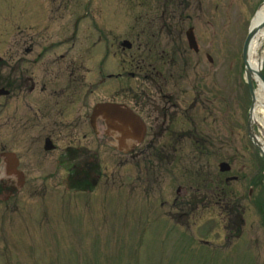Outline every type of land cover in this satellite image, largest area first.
Segmentation results:
<instances>
[{"label":"rangeland","instance_id":"obj_1","mask_svg":"<svg viewBox=\"0 0 264 264\" xmlns=\"http://www.w3.org/2000/svg\"><path fill=\"white\" fill-rule=\"evenodd\" d=\"M44 1L0 0V37L12 30L14 21L29 16L32 8L45 5ZM99 1L98 15L127 16L134 21L136 15L158 14V10L162 14L166 9L165 15L175 11L188 17L186 26L196 21L200 51L193 55L198 60L193 59L185 70V61L172 60L168 65L170 70L183 72L178 89L181 98L203 97L208 123L199 127V114L196 122L207 135L196 136L195 146H201L185 157L191 161L190 169L177 165L188 138L177 136L174 141L181 145L177 156L161 155L159 169L137 160L120 164L113 146L92 143L99 146L101 166L96 186L85 191L72 183L70 166L58 164L70 141L62 122L38 118L35 159L41 162L36 171L44 173L47 165L51 178L46 182L35 178L0 203V264H264V176L260 181L261 156L247 133L252 98L242 58L252 18L264 0ZM10 38L11 33L3 40L5 46ZM258 56H264V45ZM115 60L118 70L127 65L119 54ZM262 66L264 72V60ZM123 87L121 80L107 82L85 98L120 95ZM13 122L6 118L5 127L12 128ZM27 127L22 124L20 129ZM52 131L59 134L55 135L57 149L39 154L38 143ZM25 137L19 136L18 148L23 152L27 151ZM164 142L168 143L166 138ZM153 154L152 159H157ZM221 160L232 165L229 176H238L225 189L218 173ZM253 179L257 182L250 188ZM178 185L187 187L185 195L177 194ZM193 196L197 204L188 209Z\"/></svg>","mask_w":264,"mask_h":264},{"label":"flooded vegetation","instance_id":"obj_2","mask_svg":"<svg viewBox=\"0 0 264 264\" xmlns=\"http://www.w3.org/2000/svg\"><path fill=\"white\" fill-rule=\"evenodd\" d=\"M90 3V0L44 1L41 8H32L29 16L14 22L12 63L0 50V203L17 194L21 185L32 183L35 178L47 180L50 175L47 169L40 175L36 171L33 126L38 118L62 122L70 138L63 149L66 162L79 168L100 167V149L92 143L100 145L101 137L119 152L120 164L130 165L137 160L145 167H158L161 155L168 159L176 156L181 146L174 141L177 136L188 138L184 147H193L190 137L206 134L196 122L199 114V127L208 123L204 119L207 106L203 97L181 98L178 89L183 72L179 68L170 70V63H166L181 59L185 61L184 70L190 66L191 58L183 57L186 49L180 47L185 18L146 15L132 21L127 16H96L100 1H94L92 6ZM121 23L128 25L119 26ZM97 35H102V42L94 41ZM92 39L96 47L87 45ZM126 39L131 40V47L119 43ZM117 54L141 56L142 64L133 71L132 58L130 67L117 71ZM118 80L124 81L121 94L117 93L120 95L86 100L85 96L101 83ZM11 98L12 107L8 111L6 105ZM100 101L119 103L137 113L145 126L142 140L134 135L127 119L118 115L110 119L93 117L94 105ZM6 118L14 120L12 128L5 127ZM22 124L29 127L20 129ZM21 135L27 136L24 139L27 151L18 156L19 164L13 165L11 161L8 167L5 152L19 151L14 146L20 143ZM48 135L54 138L59 134L52 131L45 136ZM165 138L168 143H161ZM86 139L88 142L80 141ZM153 153L157 159H152ZM196 204L190 202L188 209Z\"/></svg>","mask_w":264,"mask_h":264},{"label":"bare ground","instance_id":"obj_3","mask_svg":"<svg viewBox=\"0 0 264 264\" xmlns=\"http://www.w3.org/2000/svg\"><path fill=\"white\" fill-rule=\"evenodd\" d=\"M263 19L264 4L260 6L253 19V25L257 27V30L250 41L248 50V66L251 68L254 75H256L255 70L261 66V57L258 56V52L264 45V26H258V22ZM251 119L254 122V126H257L260 129L261 135H264V89L260 83L255 90V100L253 103ZM261 135L257 134V137L262 143V148L264 150V137Z\"/></svg>","mask_w":264,"mask_h":264},{"label":"water","instance_id":"obj_4","mask_svg":"<svg viewBox=\"0 0 264 264\" xmlns=\"http://www.w3.org/2000/svg\"><path fill=\"white\" fill-rule=\"evenodd\" d=\"M259 26H264V20L259 22ZM256 30H257V27L251 26L249 34H248V36L246 38V41H245L244 49H243V57H244V62H245V66H246V77H247L248 85H249L250 92H251L253 100H255V92H254V88H253V80H261L263 85H264V76H263L262 72L260 71V69L256 71L257 77L255 78L251 68L248 66V61H247L249 44H250V41H251L252 37L256 33ZM188 40L190 41V45L191 46H194V47L197 48V45L195 44V41H194L195 40L194 36L192 35L191 32L188 33ZM103 111L110 112V113H116V114L120 113V114H123V115L126 114L125 110H121L118 107L114 106L113 104H109V103L99 104L96 107V109H95V112L97 114H99L100 112H103ZM127 116L129 118L133 119V120L138 121L134 117V115H132L130 112L127 113ZM248 130H249V135L253 139L256 147L264 154V150L262 148V143L259 141V139L256 137V135L252 131V127L250 125V122H249V125H248ZM220 166H221L222 170H227V169L230 168V166L227 163H225V162L221 163Z\"/></svg>","mask_w":264,"mask_h":264}]
</instances>
